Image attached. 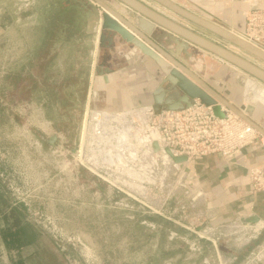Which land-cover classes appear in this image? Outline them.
Masks as SVG:
<instances>
[{"label": "rangeland", "instance_id": "obj_1", "mask_svg": "<svg viewBox=\"0 0 264 264\" xmlns=\"http://www.w3.org/2000/svg\"><path fill=\"white\" fill-rule=\"evenodd\" d=\"M0 8V264H245L263 241L234 224L205 223L187 170L138 138L144 117L101 120L94 134L101 103L87 105L90 57L73 61L70 47L39 45V0H0ZM198 50L191 63L206 81L231 73L209 53L201 64ZM237 82L242 97L246 76ZM16 223L28 225L33 242L8 249L2 234Z\"/></svg>", "mask_w": 264, "mask_h": 264}, {"label": "crops", "instance_id": "obj_2", "mask_svg": "<svg viewBox=\"0 0 264 264\" xmlns=\"http://www.w3.org/2000/svg\"><path fill=\"white\" fill-rule=\"evenodd\" d=\"M176 1L182 7L194 10L216 24L242 35H248L247 13L253 9L264 10V0ZM122 8L126 9L125 6ZM5 10L0 8V14L5 15ZM157 11L171 19L170 14L165 11ZM10 12L11 10L9 15ZM101 13L102 10L90 0H39V33H42L39 36V45L70 47L73 49V61L76 55L89 56L90 86L87 105L96 98L95 100L101 103L98 112L110 117L108 121L105 118L104 120L111 125L125 123L122 125L124 126L127 120L135 118L130 115L131 112L154 107L160 92H165V97L171 92L167 90L168 86L163 84L164 75L153 59L142 55L110 32H104V37H101ZM175 18L174 21L177 19ZM258 42L264 45V37ZM82 49L85 51H81ZM198 51L202 56L198 61L205 64L211 57L201 49ZM189 61H193L192 58ZM101 67L107 71H103ZM222 69L219 68L221 71ZM231 70V73H222L219 78L214 75L213 81L220 85V88L209 81L207 83L232 104L241 105L240 101L245 97L249 80L255 87L264 90V85L256 79L233 66ZM242 74L246 76V82L241 97L237 78ZM160 107L163 109L162 105ZM252 107L249 117L264 131V101H257ZM223 108L219 104L213 106V109L221 114ZM109 112L116 114H108ZM261 135L264 137V133ZM263 165L264 150L256 142L245 148L234 162L226 161L219 154H209L194 157L183 166L187 169L183 177L186 189L194 193L191 204L200 206L201 217L209 227L219 228L234 224L246 232L261 224L251 241H264V191L252 189L247 173L249 167Z\"/></svg>", "mask_w": 264, "mask_h": 264}, {"label": "water", "instance_id": "obj_3", "mask_svg": "<svg viewBox=\"0 0 264 264\" xmlns=\"http://www.w3.org/2000/svg\"><path fill=\"white\" fill-rule=\"evenodd\" d=\"M90 1L102 10L99 23L101 37H104V32L118 36L142 55L153 59L163 73V84L168 86L171 94L165 97V92H160L153 107L156 113L161 110V105L163 109L178 111L191 106L196 100L206 106L219 104L245 120L260 134L264 133L249 117L253 107L232 104L214 90L189 61L193 58V48H199L264 84V45L258 42L261 38L249 39L230 31L196 11L182 7L176 0H150L157 6L156 9L140 0ZM160 9L170 14L171 19L160 14L157 11ZM101 69L107 71L103 67ZM93 112L94 134L98 135L101 129L100 113ZM55 139L54 135L47 141L53 148ZM153 148L159 150L156 142ZM165 152L177 170L182 167L177 164L187 163L185 156L174 157L169 149H165Z\"/></svg>", "mask_w": 264, "mask_h": 264}, {"label": "built area", "instance_id": "obj_4", "mask_svg": "<svg viewBox=\"0 0 264 264\" xmlns=\"http://www.w3.org/2000/svg\"><path fill=\"white\" fill-rule=\"evenodd\" d=\"M152 7L150 0H140ZM246 38L264 36V10L253 9L246 15ZM139 112L146 113L147 119L136 127L146 125L147 133L154 130L159 148L169 149L174 157L185 156L187 162L200 156L219 154L228 162L238 159L245 148L259 143L264 150V137L249 123L231 111L223 108V115L217 116L213 106L194 101L191 106L178 111L161 109L155 112L153 107H145ZM140 120V119H139ZM186 163L179 164L183 166ZM250 186L255 191H264V165L247 169ZM259 231V230H258ZM254 232L252 230L253 233ZM264 262V241L257 250L247 257L245 264Z\"/></svg>", "mask_w": 264, "mask_h": 264}, {"label": "bare ground", "instance_id": "obj_5", "mask_svg": "<svg viewBox=\"0 0 264 264\" xmlns=\"http://www.w3.org/2000/svg\"><path fill=\"white\" fill-rule=\"evenodd\" d=\"M247 88L249 89V90H254L253 91V95L248 99V101H249V104H247V107H252L254 104H255V102L257 101V100H259V101H264V90H262L261 88V90L262 91H259L260 89H258L257 87H255V85H254V83L251 81V80H249L248 81V85H247ZM247 89V90H248ZM247 93H248V91H247ZM252 93V92H251ZM247 96H248V94H247ZM247 98V97H246ZM137 114L139 115L140 114V116H142V117H144V120H146L147 119V116H146V113H142V112H139V111H133V112H131L130 113V115H134L136 118H138L137 117ZM94 115V112H93V114H92V124H93V126H95V120H94V117L95 116H93ZM105 114H102V113H100V121L102 120V122H103V120H104V118H105V120H106V116H108V115H106L105 117ZM139 116V117H140ZM108 119V118H107ZM139 119V118H138ZM108 121V120H107ZM106 122V121H105ZM104 122V123H105ZM104 123H102V124H104ZM101 124V125H102ZM128 127V126H127ZM126 128V127H125ZM131 128V127H130ZM130 128H129V130H130ZM146 125H142V127H141V129H139L140 130V132H138L139 134H137V135H139L138 136V138L139 137H144V136H146L147 138L145 139V140H147V142L144 144V146H145V148L146 149H149V151H154V148H153V146H151V141H154V140H157L156 138H155V135H156V132L154 131V130H150V132L149 133H147V132H145L146 131ZM128 129V128H127ZM133 129V132H135L136 130H138V129H134V128H132ZM129 130H127V131H129ZM138 130V131H139ZM130 132V131H129ZM133 134V133H132ZM134 135V134H133ZM150 136L152 137V136H154V138L152 137V138H150ZM157 137V136H156ZM119 139V138H118ZM140 140V139H139ZM145 140H144V142H145ZM120 141V140H119ZM126 141V140H125ZM142 142V141H141ZM121 143V142H120ZM82 145H83V143H82ZM120 145V144H119ZM128 146V145H127ZM82 149V148H81ZM92 150V149H91ZM159 150L160 151H164L163 153H166L165 152V149L162 147V148H159ZM159 150H158V152H159ZM118 151V150H117ZM148 151V152H149ZM108 152H109V150H108ZM155 152H157V151H155ZM150 153V152H149ZM80 154L83 156V149L80 151ZM109 153H106V155H108ZM111 154V153H110ZM156 154V153H155ZM165 156V155H164ZM87 157V156H86ZM109 157V156H108ZM161 157V156H160ZM163 157V156H162ZM167 157V156H166ZM165 158V157H164ZM169 158V157H168ZM167 158V159H168ZM85 159H87V158H85ZM89 160V159H88ZM169 160H170V164H172L173 166H175L176 168H177V166L175 165V163L173 162V160L171 159V157L169 158ZM178 166H179V164H177ZM93 167V166H92ZM91 167V168H92ZM93 169L94 168H92V171H93ZM261 224H259L258 226H256L255 228H253L252 230L254 231V232H256V231H258V229L261 227L260 226ZM231 228V227H230Z\"/></svg>", "mask_w": 264, "mask_h": 264}, {"label": "trees", "instance_id": "obj_6", "mask_svg": "<svg viewBox=\"0 0 264 264\" xmlns=\"http://www.w3.org/2000/svg\"><path fill=\"white\" fill-rule=\"evenodd\" d=\"M26 223H16L8 231L3 232V240L8 249L19 248L33 242V234Z\"/></svg>", "mask_w": 264, "mask_h": 264}]
</instances>
